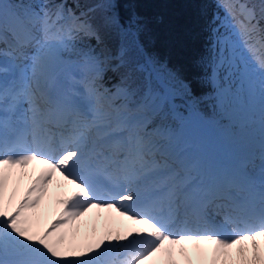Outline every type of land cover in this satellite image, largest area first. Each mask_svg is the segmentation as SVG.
Here are the masks:
<instances>
[{
  "label": "snow or ice",
  "instance_id": "snow-or-ice-1",
  "mask_svg": "<svg viewBox=\"0 0 264 264\" xmlns=\"http://www.w3.org/2000/svg\"><path fill=\"white\" fill-rule=\"evenodd\" d=\"M126 2L0 0V264H264V0H215L204 96L147 53ZM177 97L258 147L193 151Z\"/></svg>",
  "mask_w": 264,
  "mask_h": 264
},
{
  "label": "trees",
  "instance_id": "trees-1",
  "mask_svg": "<svg viewBox=\"0 0 264 264\" xmlns=\"http://www.w3.org/2000/svg\"><path fill=\"white\" fill-rule=\"evenodd\" d=\"M131 12L141 16L147 25L146 32L141 36L147 53L155 57L160 65L166 66L167 70L189 82L195 95L209 94L211 85L201 80L205 70L200 61L208 55L210 23L214 14L219 12L215 0H136L120 5L124 19ZM106 79L111 83L115 81V76L108 73ZM175 104L173 126L186 143L181 129L190 125L192 119L217 127L226 124L227 119L218 114L211 100L189 107L177 97Z\"/></svg>",
  "mask_w": 264,
  "mask_h": 264
},
{
  "label": "rangeland",
  "instance_id": "rangeland-1",
  "mask_svg": "<svg viewBox=\"0 0 264 264\" xmlns=\"http://www.w3.org/2000/svg\"><path fill=\"white\" fill-rule=\"evenodd\" d=\"M192 122L191 125L182 129L185 138L189 143L196 142L202 152H207L212 156L216 154V160L225 165L230 161L229 159L233 160L258 147V132L242 129L238 122L227 120L225 126L219 128L201 120ZM220 143L227 144V153L218 151L217 146ZM50 219H52V215L45 216V222ZM101 227H103V223ZM89 231H91V224Z\"/></svg>",
  "mask_w": 264,
  "mask_h": 264
},
{
  "label": "bare ground",
  "instance_id": "bare-ground-1",
  "mask_svg": "<svg viewBox=\"0 0 264 264\" xmlns=\"http://www.w3.org/2000/svg\"><path fill=\"white\" fill-rule=\"evenodd\" d=\"M33 167L36 168L37 171H39L40 168L44 167L43 165H30L29 166V170H31ZM57 180L61 181L62 182V178H60L59 176L57 177ZM71 187V186H69ZM56 189L55 187L53 186V192H55ZM49 206V201L46 199V202H45V207L47 208ZM55 209H56V206L54 204V201L51 203V212L54 214L55 213ZM93 214H89V217H86L85 220H91V217H92ZM46 216H50V215H46ZM103 223V221H101V224ZM130 223L129 221H123V224H128ZM114 226H120L119 224H115Z\"/></svg>",
  "mask_w": 264,
  "mask_h": 264
}]
</instances>
